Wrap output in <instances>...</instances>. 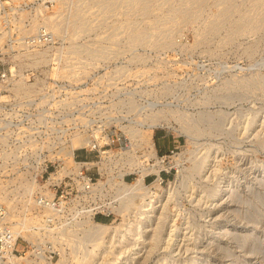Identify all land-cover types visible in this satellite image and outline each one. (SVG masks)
Returning <instances> with one entry per match:
<instances>
[{"label": "rangeland", "instance_id": "obj_1", "mask_svg": "<svg viewBox=\"0 0 264 264\" xmlns=\"http://www.w3.org/2000/svg\"><path fill=\"white\" fill-rule=\"evenodd\" d=\"M65 1L53 22L63 65L33 70L39 83L0 84V103L41 126L48 173L72 164L75 139L99 141L103 128L139 140L152 129L171 173L130 197L119 159L91 152L104 205L42 230L25 211L27 191L11 195L9 166L0 164V204L16 228L41 239L46 256L53 250L52 264H264V0ZM163 189L160 200L150 196ZM99 210L108 211L103 221L92 218ZM128 214L129 234H107ZM96 222L110 228L97 235Z\"/></svg>", "mask_w": 264, "mask_h": 264}, {"label": "built area", "instance_id": "obj_2", "mask_svg": "<svg viewBox=\"0 0 264 264\" xmlns=\"http://www.w3.org/2000/svg\"><path fill=\"white\" fill-rule=\"evenodd\" d=\"M64 2L67 3L65 0H0V84L12 82L15 78L39 83L41 78L33 70L46 66L61 68L59 52L64 48L59 36L62 30L59 33L53 22L59 21L67 10V6H62ZM62 29L64 32L67 30L64 26ZM51 80L50 83L56 82L54 78ZM26 117V112L18 111L15 103H0V147L6 148L4 153L0 152V164L9 166L6 179L11 182L10 194L27 191L31 198L25 211L37 215L38 222L31 225L35 229L49 230L68 216L100 208L102 203L96 201L95 195L99 193L101 184L96 173L90 170L94 165L88 157L91 152L95 153L94 157L103 155L107 160L119 159L121 184L127 183L128 177L134 173L143 175L142 181L149 184L157 181L161 184L169 179L171 166L166 161L167 155L157 150L154 140V150H150L144 140H139L140 137L130 131L115 133L106 128L101 130L99 141L94 136L70 149L72 164L51 178L50 174L57 172L63 164L47 172L53 162L46 159L48 154L40 144L41 126L34 125ZM168 151L172 152V149ZM58 155V149L53 147V159L58 160ZM45 172L49 175L41 182ZM15 179L24 182L22 189L13 184ZM28 183H34L36 187L28 191ZM105 207L107 210L112 208L109 205ZM97 213L92 212L93 219H97ZM99 213V217L108 216V211L99 210ZM8 215V208L0 204V264H52L55 252L51 250V254L46 256L42 251L43 241L24 237L22 229L16 228L20 222Z\"/></svg>", "mask_w": 264, "mask_h": 264}, {"label": "bare ground", "instance_id": "obj_3", "mask_svg": "<svg viewBox=\"0 0 264 264\" xmlns=\"http://www.w3.org/2000/svg\"><path fill=\"white\" fill-rule=\"evenodd\" d=\"M65 3V2H64ZM262 3H264V2H262ZM71 16V15H70ZM50 17V16H49ZM255 17V16H254ZM259 21V20H258ZM56 23V22H55ZM248 24V23H247ZM256 26V25H255ZM53 27H54V24H53ZM253 28V27H252ZM152 129H150V134L147 136V134H146V136L147 137H145L144 138V142L146 143V144H148V146L150 147V150H154V147H153V139H152V135H151V133H152V131H151ZM73 143H76V144H73ZM70 146H71V149L72 148H76V147H78V146H80L81 145V143H80V140L77 138V139H75L74 140V142H73ZM71 151V150H70ZM105 152H108V151H105ZM71 161L73 160V155H72V152H71ZM64 164H66V166L68 165L67 164V162L66 163H64ZM66 166L64 167L63 165H61V168H59L58 169V171L57 172H52L51 174H50V177L51 178H55V177H57V175H59V174H61L62 173V171H64L65 169H66ZM142 176L143 175H140L139 177H137L136 179H134V181H132L131 183H122V184H124V185H122L121 186V189L120 190H122L121 192H122V194H125V193H131L130 194V197H132V196H134V193H143V192H145L146 193V188H148L147 186H148V184L146 185V183H144L143 181H142ZM159 185V182L157 181V182H154L152 185H157V184ZM32 187V186H31ZM28 189H30L29 187H28ZM165 194H166V190H164L163 189V192H155V191H152L151 193H150V196H153L155 199H158V200H160L163 196H165ZM254 194V193H253ZM257 196V195H256ZM150 198V197H149ZM257 200V199H256ZM259 201V200H258ZM149 204V203H148ZM241 204V203H240ZM247 204H249V203H247ZM143 208H144V206H142ZM262 207H264V206H262ZM133 210V209H132ZM234 211H235V209H233ZM253 215V214H252ZM139 216H141V217H143L140 213H139ZM250 216V215H249ZM245 217V216H244ZM243 217V218H244ZM124 218V220H123V222L121 223V229H117V227H114V226H111L112 228H110V225H108V224H106V223H102V222H96L95 223V227L93 228V232H95V234H97V235H100V236H102L103 235V233H105V231L108 229V228H110L109 229V231H108V233L107 234H115L114 232H117V231H119L120 233H119V235L120 234H122V235H126V234H129L130 232H131V230H132V228H133V221H134V219L133 218H131V216H129V214L128 215H126V216H124L123 217ZM146 218V217H145ZM246 218V217H245ZM252 218V217H251ZM150 219V218H149ZM149 219H146L147 220V222L145 223L146 225H148V224H150V223H152V221L151 220H149ZM252 220V219H251ZM255 220V219H254ZM145 221V220H144ZM135 222V221H134ZM121 230V231H120ZM102 242V243H101ZM104 245V242L103 241H100L99 242V244H96L97 245V247H99V246H101V245ZM100 248V247H99ZM221 248V247H220ZM249 251H251V250H249ZM89 261H91L90 259H88Z\"/></svg>", "mask_w": 264, "mask_h": 264}, {"label": "trees", "instance_id": "obj_4", "mask_svg": "<svg viewBox=\"0 0 264 264\" xmlns=\"http://www.w3.org/2000/svg\"><path fill=\"white\" fill-rule=\"evenodd\" d=\"M104 219H105V218H102V217H99V216L97 217V220H98V221H103Z\"/></svg>", "mask_w": 264, "mask_h": 264}, {"label": "crops", "instance_id": "obj_5", "mask_svg": "<svg viewBox=\"0 0 264 264\" xmlns=\"http://www.w3.org/2000/svg\"><path fill=\"white\" fill-rule=\"evenodd\" d=\"M165 145V144H164Z\"/></svg>", "mask_w": 264, "mask_h": 264}]
</instances>
